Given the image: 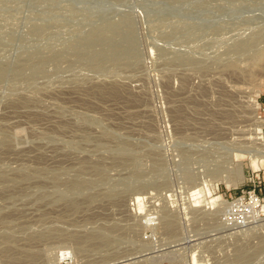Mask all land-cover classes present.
<instances>
[{
  "label": "rangeland",
  "instance_id": "374dc122",
  "mask_svg": "<svg viewBox=\"0 0 264 264\" xmlns=\"http://www.w3.org/2000/svg\"><path fill=\"white\" fill-rule=\"evenodd\" d=\"M260 158L264 0H0V264H264Z\"/></svg>",
  "mask_w": 264,
  "mask_h": 264
},
{
  "label": "bare ground",
  "instance_id": "6f19581e",
  "mask_svg": "<svg viewBox=\"0 0 264 264\" xmlns=\"http://www.w3.org/2000/svg\"><path fill=\"white\" fill-rule=\"evenodd\" d=\"M258 140V139H257ZM261 159V158H260ZM256 160V159H252L251 160V167L253 168V169H258L259 167H260V162L262 163V164H264V158L263 159H261V160ZM240 180H238V181H243L244 180V178H245V176H244V173H243V170H241V172H240ZM226 181V183L227 184H231V185H233V186H235L237 183H235V181H233V180H231V179H226L225 180ZM205 187H203L202 189L201 188H198L197 190H196V193H199V194H206V195H209V200H208V202H207V205L209 206V207H213L214 205H217L216 203L217 202H219L220 203V201L221 202H223L224 203V200L222 199V197L221 196H216V195H213L212 194V191H210V189H208V187H206L205 189H208L207 190V192H205V189H204ZM141 198V196L139 197L138 196V198H137V203H138V206H139V209H142V205H141V200L142 199H140ZM197 204L198 203H201L202 201H200L198 198L196 199V201H195ZM194 206V205H193ZM138 209V210H139ZM140 211V210H139ZM170 221V220H169ZM167 224V223H166ZM175 225V224H174ZM173 230V229H172ZM193 264H200L197 260H196V258H194L193 259Z\"/></svg>",
  "mask_w": 264,
  "mask_h": 264
}]
</instances>
